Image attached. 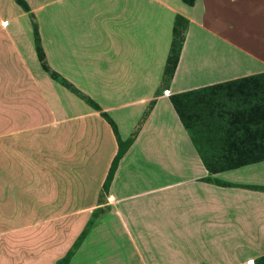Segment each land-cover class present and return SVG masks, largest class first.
Listing matches in <instances>:
<instances>
[{"label":"crops","instance_id":"crops-1","mask_svg":"<svg viewBox=\"0 0 264 264\" xmlns=\"http://www.w3.org/2000/svg\"><path fill=\"white\" fill-rule=\"evenodd\" d=\"M22 1L0 0V206L36 225L2 231L0 264L4 238L23 263L55 264L96 207L146 248L140 264H262L264 0ZM34 34L77 93L42 70ZM84 97L133 135L106 193L116 139Z\"/></svg>","mask_w":264,"mask_h":264},{"label":"rangeland","instance_id":"rangeland-1","mask_svg":"<svg viewBox=\"0 0 264 264\" xmlns=\"http://www.w3.org/2000/svg\"><path fill=\"white\" fill-rule=\"evenodd\" d=\"M177 19L179 22L177 25L176 42L179 44L180 38L183 36L184 32L185 20L183 18L179 19V17ZM73 98L78 100L76 95H73ZM101 198L102 196L99 198L100 201H102ZM95 209L96 210L93 209L92 211V216H94L92 217V225H94L97 218L96 224L92 228L86 244L81 251L73 257L71 264H140L142 259L145 260L146 248L141 247L139 244L137 248L131 246L128 239H126L125 234L119 228L117 222L115 220H109L108 213H103L105 208L96 207ZM38 210H41V208H38ZM25 214H29L28 208L0 206V234L2 231L26 232L33 228L32 226L36 224L28 223V217L24 216ZM53 214L54 213L51 212L49 216L51 217ZM61 225L62 224L59 225V223H52V226L55 227L56 231L63 233L64 228ZM92 225L90 227H92ZM90 227L88 229H90ZM60 232L58 234H60ZM3 236L7 237L8 233H5ZM2 240L3 239H1V241ZM4 243L5 261L2 264H30L29 261H26L25 263L22 261L27 260L29 257L26 254L28 253L27 251L21 250L19 253L12 254V251L8 250L9 245L7 244V240H5V238ZM17 246L18 244L15 245V247ZM10 254L14 255L12 257L20 260L21 262L10 261L12 260V258H10ZM62 257H60L56 262L61 260ZM262 262L264 263V260ZM51 263L47 260L44 264Z\"/></svg>","mask_w":264,"mask_h":264},{"label":"trees","instance_id":"trees-1","mask_svg":"<svg viewBox=\"0 0 264 264\" xmlns=\"http://www.w3.org/2000/svg\"><path fill=\"white\" fill-rule=\"evenodd\" d=\"M193 0H182V3H184L186 6H190L192 4ZM14 2L19 5L24 11L27 10V6L26 4L22 1V0H14ZM178 16L175 18L174 23H173V28H172V38H171V42H170V48H169V54L168 57L166 59V66H165V75L166 78L170 77V75L172 74L176 62H177V58H178V53L180 50V46L181 43L183 41V36L180 38L179 44H177L176 42V36H177V25H178ZM179 19H181V17H179ZM181 22V20H180ZM33 45H34V50H35V54H36V58L42 68V70H44L46 73H48V76L50 77V79L52 80H56L58 81L60 84H62L63 86L67 87L68 89H70L71 91H73L74 93H77L76 90L74 88H72L65 80L60 79L56 73L54 72H50L47 68V66L45 65L44 62V55L42 53V49L40 47L39 44V40L37 38V36L34 34V39H33ZM84 99L87 101V103L89 104L90 108L96 112L99 113L100 117L102 119H104V121L110 126L115 139H116V144H117V151L110 163L109 169L107 171V174L105 176V179L102 183V193H106L108 186L110 184V181L113 177L114 171L116 169V165L118 163V160L122 157V155L124 154V152L126 151V149L129 147V145L132 143L133 140V135L129 136L128 138H126L124 141H121L119 139V137L117 136L116 133V128L113 124V122L108 118V116L102 112L100 110V108L94 103L92 102L90 99L84 97ZM146 114V112L144 113V115ZM94 217V216H92ZM92 225V219L88 220L84 226V228L79 232V234L77 235V237L75 238L74 242L72 243L71 247L66 251V253L63 255V257L61 258V260H59L58 262H56V264H68L73 251L76 250L78 248V246L80 245L81 241L83 240V238L85 237L88 228Z\"/></svg>","mask_w":264,"mask_h":264},{"label":"built area","instance_id":"built-area-1","mask_svg":"<svg viewBox=\"0 0 264 264\" xmlns=\"http://www.w3.org/2000/svg\"><path fill=\"white\" fill-rule=\"evenodd\" d=\"M163 93L166 94L167 91H164ZM246 264H252V261H251V260H247V261H246Z\"/></svg>","mask_w":264,"mask_h":264}]
</instances>
